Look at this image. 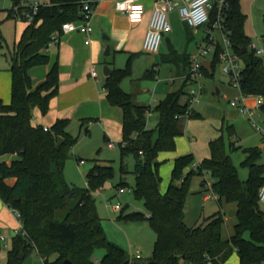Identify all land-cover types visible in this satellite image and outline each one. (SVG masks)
Masks as SVG:
<instances>
[{
	"label": "trees",
	"instance_id": "16d2710c",
	"mask_svg": "<svg viewBox=\"0 0 264 264\" xmlns=\"http://www.w3.org/2000/svg\"><path fill=\"white\" fill-rule=\"evenodd\" d=\"M19 1L11 0V6L5 8L7 17H13V7ZM97 2L94 0L92 5ZM226 2L223 27L233 52L243 63L240 90L247 95L264 96V58L250 47L251 41L244 31L246 15L239 0ZM81 9V0L40 3L33 21L27 23L9 51L10 100L0 103V156H14L8 162H0V199L19 214L21 228L12 236L5 264H22L32 251L43 264H224L234 251L239 264H264V209L258 199L259 188L264 185V163L256 160L260 149H247L243 163L248 167V177L241 180L223 140L211 139L209 156L195 167L190 166L191 153L174 159L171 180L165 192H160L156 156L159 151L174 149L175 138L183 133V117L198 114L193 108L188 109L187 100L181 101L185 80L181 88L167 92L154 105L152 110L157 112L158 119L154 127H147L151 107L136 103L120 86V80L131 72V56L125 67L114 69L106 77L104 87L108 102L122 111L121 171H125L124 158L132 155V192L143 202L145 211L120 210L119 218H146L156 238L151 256L144 260L141 256L130 259L123 248L106 238L93 193L113 175L112 166L94 162L85 173L86 187L70 186L63 176L64 162L76 142L67 130L69 119L57 118L47 130L32 123L34 109L45 115L50 99L58 93V64L54 62L37 84H33L28 71L48 63L44 48L51 36L61 33L62 23L79 21ZM220 48L217 42L209 64H201L203 75H213ZM184 58L188 71L191 61ZM260 111L264 116V105ZM88 122L84 119L81 126ZM187 166L190 168L185 172ZM203 171L212 178L210 187L218 204H235V222L226 237L222 234L225 218L221 211L204 218L203 224L189 227L183 221L191 178ZM9 178L14 179L12 184L7 183ZM206 184V180L201 182L203 188ZM63 208L64 214L58 217L57 211ZM1 242L0 238V248ZM97 249L104 250L100 260L93 258Z\"/></svg>",
	"mask_w": 264,
	"mask_h": 264
},
{
	"label": "rangeland",
	"instance_id": "374dc122",
	"mask_svg": "<svg viewBox=\"0 0 264 264\" xmlns=\"http://www.w3.org/2000/svg\"><path fill=\"white\" fill-rule=\"evenodd\" d=\"M38 1L45 3L48 0ZM239 3L242 12L246 15L244 22L245 33L257 47L264 48V0H239ZM11 4V0H0V71L9 66V51L13 48V43L22 25L21 21H17L13 17H7L5 8H9ZM168 19L171 23V32L169 31V33L172 34L174 41L179 46L178 48H181V51L186 50V52H191L195 55L198 51V44L202 43L207 37L205 26L192 28L191 37L188 38L185 23H182L178 18L175 25L169 13ZM211 38L215 42L222 43L223 41L222 34L218 29L212 30ZM122 55L118 54L113 60L112 55L109 57V60H111L116 68L125 67L126 59H123ZM148 57L149 55L144 54L142 57L136 59L132 76H125L124 81H130V79H136L137 76H141L145 70V63ZM211 58L212 54L209 53L204 57H200L199 60L203 64L208 65ZM173 65L171 62L161 63L158 78L163 81V84H170V82H164V80L168 79L167 81H169V78L172 77L173 71L171 69ZM241 66H243L242 62ZM142 81L153 82L154 80L145 78ZM196 86H202L203 89L199 103L193 105L195 111L197 105L206 104L216 113H218L216 110L223 112L228 109L229 111H233L231 113L233 119L222 122L220 119H214V117L202 118L196 115L183 117L182 122L186 119L184 133L197 149V153L193 155V161L190 166L194 167L205 156H209L210 151H208V155H203L202 152L203 150L205 152V148L207 149V147L209 149V141L211 139L221 138L239 178L245 180L248 177V167L243 163V160L247 155V149H257L261 143H264V116L256 118L261 130L256 129L246 116L229 104L232 98L239 95V90L229 82L228 75L222 71L219 63L216 64L212 76L202 75L198 84L187 82L184 89L189 90ZM217 89L220 91L217 92ZM129 90L127 89L126 91ZM186 97V93L183 94L181 101L184 102V98ZM154 103V101L151 102L152 107ZM151 112L152 116L148 117L147 124L152 128L157 122L158 114L154 110ZM72 134L76 138V142L63 165L65 180L74 188H83L86 187L85 173L94 162L111 165L113 175L106 180L101 189L93 193L103 232L109 241L123 248L128 254L131 253L134 247H138L141 251V259L149 258L152 254L156 234L149 225L148 220L146 218H119L120 210H123L124 213L145 211L143 202L140 199H136L132 192V186L135 181L134 173L132 172L134 157L128 155L124 158L125 171L122 172L118 140H113V146L109 147L108 142L112 139H104V132L97 123H92L89 126L88 133L84 130L78 131V126H76ZM259 149V156L256 160L259 163H264V147ZM199 153L202 154L200 157ZM80 158L83 159L82 162ZM204 179L209 183L212 182L211 176L206 171L192 176L185 201L183 221L189 227L200 223L203 224L205 222L204 218L216 211H221L225 216L222 234L226 237L232 232V226L235 222V204L222 203L220 206L217 202V197H214L210 189L208 193H211V196L207 199L203 198L205 194H208L206 191L200 192L201 182ZM120 186L124 188L123 192L118 191ZM115 204H119L120 208H114ZM260 207L264 209V203L260 202ZM65 210L66 208L58 210L57 216L61 217ZM8 247L7 241L1 242L0 264L5 263ZM103 253V249H97L93 254L94 260H100ZM21 255L23 257V254ZM50 260L52 259L50 258ZM22 264H43V262L35 252H30L23 259Z\"/></svg>",
	"mask_w": 264,
	"mask_h": 264
},
{
	"label": "crops",
	"instance_id": "0c3cea01",
	"mask_svg": "<svg viewBox=\"0 0 264 264\" xmlns=\"http://www.w3.org/2000/svg\"><path fill=\"white\" fill-rule=\"evenodd\" d=\"M138 2L143 5V17L138 22H131L124 13L115 8V0H98L90 18L92 30L88 34L89 43L85 42L86 36L84 34L71 31L60 33L58 41L49 44L47 49L44 50L49 57L48 63L33 66L28 72L33 84H37L44 79L52 64L57 62L59 80L58 93L50 99L49 108L45 115H41L37 109H34L32 116L33 124L50 127L57 118H68L69 124L67 130L73 135V129L76 126H78V131L84 130V127H86L87 131L85 132L88 133L89 126L92 123H97L104 132V139H112L109 141L112 143L113 140H118L119 143L121 140L122 111L120 107L108 102L106 98V89L104 87L106 77L114 69H117L116 66L112 64L111 60H109L111 55L113 60L118 54H123V59H126V62L129 56L132 57L129 77L133 74L134 62L136 59L142 57L144 54L149 55L150 58L148 57L145 63V70L142 72L141 76H137L136 79H130V81H124V77L120 80L121 88L125 92H129L136 103L151 107V110L147 113V121L149 119L148 117L152 116L151 111L154 105L167 92L182 87L185 81L184 77L187 73L185 65L186 60L184 57L190 60L194 53L186 52V50L181 51V48H178V44L174 41L172 34L169 32L164 35L162 40L163 43L160 45L157 52L149 53L144 51L142 49V41L148 27V20L154 5V0H138ZM169 16L176 25L179 18L177 11L173 10L169 12ZM181 22L185 23L182 20ZM21 23L22 25L15 41L18 40L22 30L27 25L25 22ZM185 27L187 36L190 38L193 27H190L188 24H186ZM166 37L169 38L174 46L171 51H168L166 47L164 41ZM106 46L109 47L108 53H105ZM163 62H171L174 64L171 69V71H173L172 77L169 78V81H167L168 79L164 80V82H170V84H163V81L158 78L161 63ZM92 69L96 72L95 77L91 76ZM145 78H151L152 81L154 80L155 82L142 81V79ZM187 82L188 81H186L185 85ZM10 87L11 73L8 66L0 71V103H9ZM127 89L130 90L126 91ZM187 91L188 90H185L186 95ZM219 91L220 90L217 89V92ZM186 98H184V101L187 100ZM153 101L155 103L152 107L151 102ZM248 102H252V99H248ZM229 104L239 112L236 106L231 102H229ZM216 111L218 113L213 112L210 106L203 104L197 105L195 112L199 117H214V119H220L222 122L233 119V116H231L233 111H229L228 109L223 112L220 110ZM84 119H89V122L81 126ZM185 120L182 122L183 133L175 138L174 149L159 151L156 156V160L159 162V190L162 193L165 192L171 180L174 159L183 154L191 153L194 155L197 153V149L184 133ZM147 127H149V124H147ZM262 147H264V143L259 145V148ZM208 151V147L207 149L205 148V152L204 150L202 152L203 155H208ZM201 155L202 154L199 153V157ZM13 156L12 154L1 155L0 162H8L13 159ZM80 160L83 159L80 158ZM189 168L190 166L185 167L184 171L186 172ZM6 181L12 184L14 179L9 178ZM175 183L177 184L179 181H175ZM206 183H208L209 186L204 188L201 186L200 192H213L207 180ZM215 195L214 193V197H217ZM209 196H211V194L208 193L205 194L203 198L207 199ZM20 228L21 224L19 219L15 216V212L0 199V236L3 237V239H1L2 241L5 240L8 242V249L11 246L12 236L19 232ZM51 259H53V257H51ZM224 264H239L237 253L234 251Z\"/></svg>",
	"mask_w": 264,
	"mask_h": 264
},
{
	"label": "built area",
	"instance_id": "2783aa9c",
	"mask_svg": "<svg viewBox=\"0 0 264 264\" xmlns=\"http://www.w3.org/2000/svg\"><path fill=\"white\" fill-rule=\"evenodd\" d=\"M93 2L94 0H81V19L77 22L67 21L62 23L61 33L80 32L86 36L85 42L89 43L88 34L92 30L90 18L95 8L92 5ZM39 5L40 2L38 0H21L13 7V18L25 23L32 22ZM226 6V0H154L148 20V27L142 41V49L149 53H155L159 50L164 35L171 30L168 13L173 10H176L179 18L190 27L198 28L205 26L207 37L202 43L198 44L197 53L191 56L190 67L184 77L189 83L198 84L200 77L203 75L201 70L202 62L199 58L209 53L213 55L215 52L217 42L211 38V32L213 29H218L223 39L222 43H220L221 48L218 51V63L222 71L228 75L232 86L239 90V95L232 98L230 102L238 108L241 114L247 117L253 127L261 130L256 118L262 117L260 107L264 105V96L247 95L240 90L239 80L243 66H241V59L233 52L231 41L223 27ZM115 8L124 13L131 22H138L143 17V5L138 0H115ZM213 10L215 11L214 18L210 22ZM58 36L59 34H53L44 50L47 49L50 43L58 41ZM250 47L255 49L257 55L264 56V48L257 47L253 42H251ZM91 76H96V72L93 69L91 70ZM202 89V86H196L187 91L186 99L189 110L193 108V105L199 103ZM248 99H252V102H248ZM43 129L47 130L48 127L43 126ZM108 146L112 147L113 143L109 142ZM80 161L82 162L83 160ZM206 186H209V184L207 183ZM118 191L123 192L124 188L119 187ZM258 199L261 203H264V185L259 188ZM114 208H120V205L115 204ZM15 216L19 218L17 212H15ZM0 238L3 239L2 236ZM140 256L141 251L138 247H134L129 254L130 259L139 258Z\"/></svg>",
	"mask_w": 264,
	"mask_h": 264
},
{
	"label": "water",
	"instance_id": "95a60500",
	"mask_svg": "<svg viewBox=\"0 0 264 264\" xmlns=\"http://www.w3.org/2000/svg\"><path fill=\"white\" fill-rule=\"evenodd\" d=\"M164 41H165V44H166V47H167V49H168V51H171V50H173V48H174V46H173V44L171 43V41L169 40V38H165L164 39ZM108 46H106V52L105 53H108ZM22 255L20 254V257H21ZM22 258V257H21ZM65 263H67V261H65Z\"/></svg>",
	"mask_w": 264,
	"mask_h": 264
}]
</instances>
